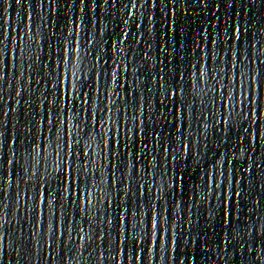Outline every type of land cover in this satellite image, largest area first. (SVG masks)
<instances>
[{
    "label": "snow or ice",
    "instance_id": "6c2138e0",
    "mask_svg": "<svg viewBox=\"0 0 264 264\" xmlns=\"http://www.w3.org/2000/svg\"><path fill=\"white\" fill-rule=\"evenodd\" d=\"M22 0H15L16 4H21ZM89 0H79V3L82 5V11L85 8V4L87 3L88 5ZM155 2V6L157 3V0H154ZM175 2V0H169V4L172 5ZM183 2V0H180V4ZM202 3H206V0H201ZM214 2L217 5V8L219 9L221 3H223L224 7L227 5L228 8H232L233 7V0H214ZM54 3H57L56 0H54ZM130 4L131 6L134 8L136 7V0H130ZM52 7V5H51ZM172 8V13L173 14H177L176 9ZM236 14L239 15V10L237 9ZM217 19H219V17H217ZM137 27H139V24L136 25ZM178 26V25H177ZM233 32H241V29L239 27H235L233 29ZM243 32H247V28L245 27L243 29ZM71 34V33H70ZM0 35H3L4 39H8V36L5 33H0ZM123 35H128V33H123ZM233 39H237L238 37L236 36H232ZM123 41H120L119 44H122ZM211 43L213 45H215L216 41L215 40H211ZM114 47L117 49V51H122V48H120L118 46V44L114 45ZM74 51L78 52L79 49L76 48L75 50L73 49V47L71 45L65 47L64 49V53H63V57H62V65L64 67V71L70 74V77L72 79H77L76 77V72L72 71V69L75 67V65H73L72 63V58H73V54ZM232 56L234 58L232 67L234 69H236L237 72H239V69L236 68V61L238 60V55L235 51L232 52ZM255 57V56H253ZM215 58V53H213L212 59ZM97 59L99 60L100 58L97 57ZM253 61H255V58L253 59ZM106 63V62H105ZM264 63V62H261ZM195 67V65L193 66ZM203 71L200 72L201 77L203 76ZM68 77H66L65 79H67ZM243 78V77H242ZM161 80L164 79V77H160ZM116 82V74L113 73V83ZM85 87H87V85H85ZM161 89L165 88V85L162 83L160 85ZM246 91L248 92V96L245 97V100L247 101L245 108L247 109V111L244 113L245 117L250 119L252 121V128H245L243 134L240 136V140H241V145H240V150L241 152L246 151L247 149H245L244 147H242V145L244 144L245 141V137L247 136H251L253 140H255L257 143L260 142L261 140H264V135H262L261 133V125L264 124V120L261 119V111L257 110L256 106H255V98L252 95L251 92V88L246 89ZM17 96H20V92L18 91L16 93ZM173 95H175V93L173 92ZM84 100L83 102L85 104H88L90 97L88 96V93H84ZM163 106V101H161V107ZM86 115L92 119L94 121V126L99 125L100 120L103 119V117H97L95 111L92 112H88L87 110H85ZM5 115H7V113H5ZM49 122H51V116H49ZM225 124H227V121H224ZM132 129H129V131H131ZM159 135V134H157ZM248 142V141H247ZM13 143H15V141H13ZM249 143V142H248ZM177 145L185 152L186 155H189L192 151V144L191 142H185L183 140H178L177 141ZM67 147L69 149V152L71 153V149H72V144L71 141H69V143L67 144ZM145 148H147V144L144 145ZM165 153L168 154L170 149L169 148H165L164 149ZM57 155H59V153H57ZM75 155L77 156H81L83 158L84 161H86V163L83 164V169L85 170V172H87V169L89 167V165L92 163V161L90 160L88 153H85L83 151H81L80 153H76ZM131 155V153H130ZM221 156H223V153H220ZM177 157L175 155L172 156V159L175 160ZM13 160L12 159H8L7 160V164L9 166H13ZM229 164L231 163V161L228 162ZM59 167V165H58ZM13 168V167H12ZM12 168L10 169V171L8 172H4L3 176L6 177H11L12 176ZM33 175H36V169L33 168L32 169ZM231 174V173H230ZM93 175L95 176L96 173H93ZM181 180H183V177H180ZM209 182L212 184H215V178L213 176H209L208 177ZM63 181H66L68 183V186L64 189L65 192H69L71 193L74 190V183L75 184H85L87 181V177H85V179H81L78 175H76L73 170L71 168L68 169V171L64 174L63 176ZM62 181V182H63ZM111 183L115 184L116 183V177L113 174L111 177ZM238 183V181H237ZM41 185H44V181H41ZM216 188H219V185H215ZM141 187V196L143 195V185L140 186ZM4 196L5 198L7 197V192L6 190H3ZM52 189L48 188L46 186L41 188V202L45 205L50 204L51 200L49 199L48 193L51 192ZM83 195L85 202H90L89 201V193L87 191H85L84 188H80L78 195ZM235 196L236 197H241V193L239 191L235 192ZM73 203L75 204L76 201L73 200ZM137 207V204L133 203L132 204V209L133 211H129L128 209H124L121 213V216L119 218V225H120V238H119V244H120V248H119V252L127 259V261L129 262V264H142V257L139 254V249L142 247L141 243L138 240H134L131 239L130 236L131 235H135V229L133 228V224L132 221L129 219V215L131 216H135V209ZM86 209H81V211H84ZM232 211L234 210H229V208L225 207L224 209V213H225V224L227 226V229L229 228V226L231 225V227L233 226L234 222L232 221ZM109 223H111V220H109ZM140 224H145V221L143 219H141L139 221ZM51 226V225H50ZM147 227H148V232L145 233V236H151L152 239L151 241H148V243H150L152 246H154L155 248H159L160 252H163L165 249L164 243H163V238H164V233H165V229L163 228L162 224H161V212L159 210L155 211V212H151L150 213V219L147 221ZM264 230V229H262ZM193 242L194 241V238ZM188 240V236L185 235V241L187 242ZM228 241H225V243H227ZM169 244L173 245L174 247L177 245V236L174 235H170L169 238ZM240 247L243 248V244H240ZM160 259H163V256L160 257ZM179 264H185V261L181 258L179 260Z\"/></svg>",
    "mask_w": 264,
    "mask_h": 264
}]
</instances>
